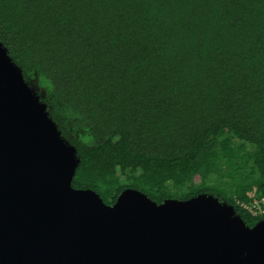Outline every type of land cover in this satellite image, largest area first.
<instances>
[{"label": "trees", "instance_id": "16d2710c", "mask_svg": "<svg viewBox=\"0 0 264 264\" xmlns=\"http://www.w3.org/2000/svg\"><path fill=\"white\" fill-rule=\"evenodd\" d=\"M0 41L106 203L264 197V0H0Z\"/></svg>", "mask_w": 264, "mask_h": 264}, {"label": "water", "instance_id": "95a60500", "mask_svg": "<svg viewBox=\"0 0 264 264\" xmlns=\"http://www.w3.org/2000/svg\"><path fill=\"white\" fill-rule=\"evenodd\" d=\"M78 162L0 41V264H264V219L206 193L109 204L72 186Z\"/></svg>", "mask_w": 264, "mask_h": 264}, {"label": "built area", "instance_id": "2783aa9c", "mask_svg": "<svg viewBox=\"0 0 264 264\" xmlns=\"http://www.w3.org/2000/svg\"><path fill=\"white\" fill-rule=\"evenodd\" d=\"M238 204L254 216L264 215V197L252 198L249 202H239Z\"/></svg>", "mask_w": 264, "mask_h": 264}, {"label": "rangeland", "instance_id": "374dc122", "mask_svg": "<svg viewBox=\"0 0 264 264\" xmlns=\"http://www.w3.org/2000/svg\"><path fill=\"white\" fill-rule=\"evenodd\" d=\"M217 197V196H216ZM222 201V200H221Z\"/></svg>", "mask_w": 264, "mask_h": 264}]
</instances>
